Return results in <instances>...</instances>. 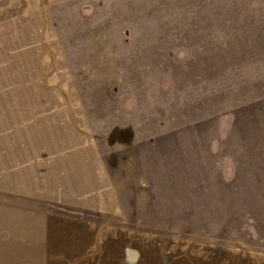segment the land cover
I'll list each match as a JSON object with an SVG mask.
<instances>
[{
  "label": "rangeland",
  "instance_id": "374dc122",
  "mask_svg": "<svg viewBox=\"0 0 264 264\" xmlns=\"http://www.w3.org/2000/svg\"><path fill=\"white\" fill-rule=\"evenodd\" d=\"M0 264H264V0H0Z\"/></svg>",
  "mask_w": 264,
  "mask_h": 264
},
{
  "label": "crops",
  "instance_id": "0c3cea01",
  "mask_svg": "<svg viewBox=\"0 0 264 264\" xmlns=\"http://www.w3.org/2000/svg\"><path fill=\"white\" fill-rule=\"evenodd\" d=\"M83 156L84 154H78L76 160L73 161V166L79 167L80 169L78 173H82L81 175H77V177H80L81 180L88 181V183L93 182L92 185L89 184L92 189H99V192H95V194L98 195L96 204L101 205L103 209L109 211L114 207L115 201L111 193L109 182L105 176L104 166L95 153L90 159H88V154H86L87 158ZM70 166H72V164H70ZM70 171L72 172L73 170ZM75 173H77V171H75ZM27 237L30 238L28 239ZM24 238H26V242L30 241L33 245L30 251L35 252L37 247L36 244L38 243L36 237H34L33 234H27ZM36 252H38V250H36Z\"/></svg>",
  "mask_w": 264,
  "mask_h": 264
}]
</instances>
